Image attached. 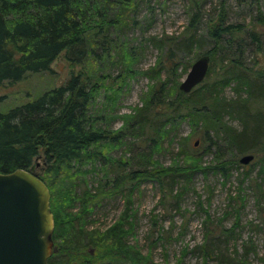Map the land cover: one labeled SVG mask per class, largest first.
Segmentation results:
<instances>
[{"label":"trees","instance_id":"1","mask_svg":"<svg viewBox=\"0 0 264 264\" xmlns=\"http://www.w3.org/2000/svg\"><path fill=\"white\" fill-rule=\"evenodd\" d=\"M143 1L0 0V85L23 80L29 74L51 72V62L63 50L66 60L80 66V70L71 71L62 84L0 109V172L16 168L31 170L34 161L42 157L47 164L46 172L51 173L50 184L38 175L48 186L50 197H53L50 200L54 218L53 248L49 264L134 262L136 255L126 242L131 228L125 226L129 217L128 205L124 213L104 229L97 228L92 222L87 225L86 215L98 206L100 199L111 195L108 193L112 190H121L130 181L140 183L151 180L172 191L178 183L187 185L196 170L212 168L222 175L229 174L231 165L239 163L238 156L252 153L253 145L264 139V70L252 71L241 59V48L245 43L257 52H264V38H261L264 34L255 28L246 29L242 24L227 21L224 0L219 2L218 18L214 20L211 16L207 21L204 35L199 32L204 12L202 0H189L191 13L186 31L181 35L164 34L150 38L160 47L163 56L150 68L156 78L154 90L150 91L142 107L132 111L125 128L112 131L109 127H98L90 108L95 97L102 89L107 93V83H121L120 87H116L118 89L135 74L132 65L136 51L124 33L126 24L138 22L137 9ZM252 21L264 25V10L260 5ZM198 34L210 38L213 44L201 53L210 56L205 78L189 92L182 91L176 84L168 87L169 79H163L161 73L165 71L168 78L174 77L179 50L200 45L201 36L198 37ZM218 49L221 72L211 77ZM111 63L121 69L117 75L107 69ZM232 79L236 88L247 90L246 99L224 96L223 89ZM225 112L238 114L241 127H233L223 120ZM189 116L196 117L191 120L194 124L203 120L202 129L194 132L202 133L196 139L198 144H210L212 140L208 133L213 132L216 138L233 147L235 158L229 160L222 153L215 152L216 162L210 167H203L200 160L197 161L200 156L194 153V141L193 147L183 143L177 151L179 156L190 155L193 161L174 160L172 164L163 166L151 163L155 160L151 161L150 152L141 156L143 160L139 168L130 170L125 168V163L120 166L123 160L119 159L115 161V169L113 166L115 175L110 188L106 178L103 184L100 182L101 187L85 188L79 197L75 193L74 197L68 198L66 207H60L58 196L61 197L67 187L61 184L62 188L55 192V179H59L61 172L71 177L69 170L76 162L84 165L96 158L107 160L105 153L97 148L103 144L102 141L110 137L117 142L124 136L123 133L132 128L140 133L141 138L145 136L142 140H146L150 147L160 148L164 140L172 143L177 125ZM59 180L62 182V179ZM76 198L81 199L82 206L74 213L72 209ZM200 248L206 256L211 251L205 243ZM140 259L144 258L140 256ZM233 260L227 259V262L233 264Z\"/></svg>","mask_w":264,"mask_h":264},{"label":"rangeland","instance_id":"2","mask_svg":"<svg viewBox=\"0 0 264 264\" xmlns=\"http://www.w3.org/2000/svg\"><path fill=\"white\" fill-rule=\"evenodd\" d=\"M219 2L220 0H202L204 12L199 29L202 35L207 28V21L212 17L214 20L218 18L221 9ZM224 2L227 21L242 24L246 29L255 28L260 34H264V25L252 21L257 6L260 5L264 10V0ZM137 11L138 22L130 21L126 24L124 33L126 40L136 51L135 63L132 65L135 74L126 80L125 86L118 89L116 87H120L121 83H107V93L102 89L90 107L98 127H109L112 131L125 128L132 111L142 107L150 91L154 90L156 78L150 68L163 56L160 47L150 38L164 34L181 35L187 29L191 6L189 0H145L139 4ZM202 35L198 34V37L201 36L200 45L195 44L189 50H179L180 57L174 77L168 78L165 71L161 73L163 79H169L168 87L175 84L178 86L193 61L213 45L210 38ZM218 52L214 58L215 69L210 73L211 77L221 72L219 49ZM241 59L252 71L264 70V52L255 51L247 43L241 48ZM50 67L51 72L29 74L23 80L0 85V109H6L45 89L60 85L71 71L80 70V66L66 60L65 50L58 54ZM107 69L114 75L121 71L113 63ZM235 83L232 79L223 89L224 96L228 99H246L247 90L236 88ZM195 116L179 122L172 143L164 140L160 148L150 147L146 140H142L145 136L141 138L140 133L131 130L132 128L123 133L124 136L117 142L110 140V137L102 141L103 144L100 143L97 148L105 153L107 160L96 158L94 162L84 165L76 162L69 170L71 177L61 172L59 179L62 182L55 179V192L63 184V187H67L62 196H58L60 207H66L65 201L74 197L75 193L79 197L85 188L100 186V182L103 184L106 178L110 188L115 175L114 164L119 159L123 160L120 166L125 163V168L130 170L139 168L141 156L150 152L151 161L155 160L151 163L163 166L172 164L174 160L193 161L190 155L179 156L177 151L183 143H188L189 148L193 147V142L201 137L202 133L194 132L202 129L203 120H197L198 124H194L191 120ZM223 120L237 128L242 124L238 114L225 112ZM208 136L212 140L210 144L205 142L194 146L195 155L200 156L197 161L200 160L203 167H210L216 162L215 152L222 153L229 160L235 158L232 146L216 138L213 132L208 133ZM252 150L254 157L250 162L233 163L229 174L222 175L212 168H206V171L196 170L187 185L178 183L172 191L170 188H161L151 180L126 182L121 190H112V193H108L111 195L100 199L98 206L86 215V223L89 225L92 222L97 228L104 229L116 221L128 205L129 217L126 218L125 226L131 228L126 242L131 245L136 258L132 263L124 259L123 264H231L227 259H234L233 264H264V139L257 141ZM76 170L79 171L76 173ZM29 171L43 176L44 181L50 184L51 173L46 172L47 164L42 157L34 161ZM73 206L75 213L82 206L81 199L76 198ZM61 218L64 216L61 215ZM204 243L206 247H211L207 256L200 248ZM139 255L144 259H140Z\"/></svg>","mask_w":264,"mask_h":264},{"label":"water","instance_id":"3","mask_svg":"<svg viewBox=\"0 0 264 264\" xmlns=\"http://www.w3.org/2000/svg\"><path fill=\"white\" fill-rule=\"evenodd\" d=\"M209 65L210 56L199 55L179 89L189 92L201 83ZM253 157L252 153L243 154L239 162L247 164ZM53 228L46 183L24 168L0 172V264H49Z\"/></svg>","mask_w":264,"mask_h":264}]
</instances>
